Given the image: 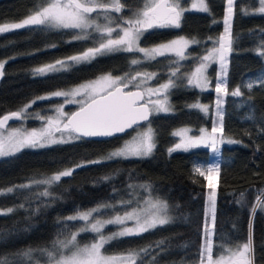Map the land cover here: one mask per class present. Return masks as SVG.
I'll return each mask as SVG.
<instances>
[{
  "label": "trees",
  "instance_id": "obj_1",
  "mask_svg": "<svg viewBox=\"0 0 264 264\" xmlns=\"http://www.w3.org/2000/svg\"><path fill=\"white\" fill-rule=\"evenodd\" d=\"M205 1L207 12L186 10L179 27H154L144 31L140 38L142 45L179 35L196 38L198 43L185 49L184 59L165 54L145 60L138 52H114L97 56L90 62L70 64L65 71L35 75V68L98 47L102 33L91 32L86 39H75L76 29L39 25L0 34V60L5 62L0 76V115L17 111L45 93L68 88L102 73L132 75L149 71L155 73L152 84L168 78L174 81L168 90L170 110L152 113L142 124H149L153 130L155 147L148 156L112 160L104 157L142 126L139 125L122 135L103 139L81 137L44 147H25L0 157V191L11 186L14 189L0 194V213H6L0 214V260L7 258L12 264H32L28 258L14 254L27 249H51L53 240L66 237L81 225L80 221H67V215L117 200L132 201L116 206L118 210L127 209L142 202L149 192L170 203L171 221L141 235L113 239L103 252L116 255L147 248L149 252L137 256L135 264L141 261L143 264L198 263L197 253L206 238L207 181L194 170V163L218 156L220 171L216 182L215 227L211 235L213 255L216 256L218 246L246 243L251 235V262L264 264V208L256 207L252 212L257 199L264 201L261 195L264 190V86L259 83L264 77V55L261 54L264 53V14L256 11L260 7L258 0H234L231 50L223 66L211 64L208 75L212 86L218 79H225L229 92L239 87L242 95L223 96L213 88L203 90L188 84L189 73L224 33L227 0ZM40 3L41 0H0V25L22 21ZM120 3L124 10L112 12L114 18L130 17L129 9L142 6V0H120ZM133 59L142 62L132 65ZM174 71L175 76L171 74ZM248 82L254 83L251 90L245 88ZM221 96L223 134L237 143H223L218 152L203 146L169 152L178 140L176 129L212 126L217 119L213 104ZM58 100L51 97L37 101L28 110L48 112ZM197 102L209 104V112L205 114L191 107ZM66 108L75 109L70 105ZM29 123L33 125L35 121ZM78 164L85 166L77 168ZM70 168L74 169L72 174L52 186L32 183ZM105 176L110 179L104 180ZM23 184L31 187H17ZM45 190L52 195L40 196ZM241 192L245 194L243 200ZM8 209L13 211L8 213ZM96 237V233L89 231L81 233L78 240L89 243ZM33 259L41 263L46 257L34 252Z\"/></svg>",
  "mask_w": 264,
  "mask_h": 264
},
{
  "label": "snow or ice",
  "instance_id": "obj_2",
  "mask_svg": "<svg viewBox=\"0 0 264 264\" xmlns=\"http://www.w3.org/2000/svg\"><path fill=\"white\" fill-rule=\"evenodd\" d=\"M260 7L256 10L258 13L264 14V0H258ZM234 0H227L226 14L223 18L224 35L219 37L218 48H213L207 56L201 59L202 63L191 73L188 84L194 87L205 89L208 86L207 77L204 71L207 67L206 61L212 60L214 57L219 59L221 65H224V58L231 50L230 26L234 14ZM193 7H197L193 4ZM199 7L207 12V5L204 0H200ZM100 10L99 13L97 10ZM124 10V5L120 0H108L107 3H100L98 0H41V3L36 6L33 14L27 16L20 22L6 23L0 25V34L7 33L11 30L23 29L25 27L49 25L55 28H71L79 29L82 33H86L88 29H93L96 32L102 33L101 41L98 47L89 48L78 55L69 56L63 60H57L55 63L46 64L42 67L33 69L35 75H47L67 70L70 64H79L82 62H90L97 56L106 55L114 52H129L143 53V59L154 60L157 56H164L166 53H175L180 59H184V50L188 47L190 41L184 37L162 43L153 48H142L139 46L140 37L144 31L154 27L165 26H180V19L185 9L180 7L179 0L171 3L170 0H142V7L139 9H129L133 18L125 20L123 16L114 18L112 12H121ZM97 13L93 18L91 14ZM103 15L105 24L97 23L100 16ZM111 25H116L112 27ZM116 33L117 38H112V34ZM106 34V35H103ZM85 35L76 36L75 39H86ZM198 43V41H191ZM264 55V53H261ZM142 61L133 59L130 61L132 65H138ZM4 61H0V76L3 75ZM178 71V69H177ZM137 72L131 76L125 83L121 77H112L110 74L100 77L97 81H91L79 85L76 88L67 91L57 90L50 93L48 96H38L29 104H25L20 110L0 115V155L8 154L9 152L18 151L23 147H44L54 143H66L63 139H55L56 133L67 132L69 140L75 134L76 139L83 137L94 136H112L116 133H122L127 128H131L138 121L148 120L150 110L147 103H140L144 100L145 94L140 91H123L128 84H133L139 88L140 84L135 83L137 76H142ZM155 75V74H152ZM173 76L176 75L174 71ZM127 76V74H126ZM259 83L264 86V77L260 78ZM103 84L105 87H100ZM122 87H113L115 85ZM172 86V80L169 79L168 84L161 86V89H167ZM254 87L253 82L245 84V88L251 90ZM161 89H156L158 94ZM149 95L153 90H147ZM215 92L223 94V96L231 95L233 97L241 96L240 88L237 87L229 92L227 81L218 79L215 85ZM104 93V94H101ZM78 95H84L89 98V102L82 103L79 111L68 115L63 112V106L56 108V118L38 117L45 120V126L41 129L21 130L19 128H10L9 121L23 120L27 118L28 109L37 101L51 99V97H65L66 102L72 103L79 101L75 100ZM223 96L218 97L215 102L216 123L208 132L205 129H200L199 137H188L184 135V131L178 132L181 136V142L176 144L174 148L169 149L172 152L176 149L187 150L197 144H206L213 151L218 152V145L224 143L223 137ZM71 99H67V98ZM99 97V98H97ZM165 96L164 101L156 100L152 102L153 110L156 112H168ZM191 107L201 110L207 114L209 106L196 103ZM228 143H237L234 140H228ZM155 147L153 141L152 129L149 127L147 131L138 133L133 141L126 142L123 147L111 152L106 159L112 160L117 158L142 157L151 154ZM101 161H89L88 163H100ZM85 165L78 164L77 168ZM74 169L59 171L51 176L41 180H33V184H43L52 186L58 183L62 177L70 176ZM195 171L203 176L208 181V188L211 190L208 193V212L211 215L212 228L205 224V240L197 253L198 264H251L250 255L252 251V239L249 235L246 243L235 244L231 247L218 246L216 256L213 255V242L211 239L212 231L215 227V199H216V184L214 178L219 174V164H213L207 167L204 171L200 167L195 168ZM104 180H109L110 177H103ZM19 188H29L30 184L17 186ZM131 187V186H130ZM14 189L9 188L7 191L12 192ZM2 194V193H0ZM40 196L48 197L52 195L45 190L39 194ZM244 193H240L241 200L244 198ZM261 195H264V190H261ZM240 201H238L239 203ZM121 204H131L132 201H120ZM144 208H133L132 211H125L123 216L116 215L108 220L97 219L94 213L98 214L101 208H114L115 205L102 204L87 212H78L76 215L66 217L67 221H84V225L77 231H69L65 239L59 238L52 241L51 249H27L21 250L14 254L19 257H26L32 264H40L39 260L33 259V253L36 252L42 257H46L44 264H135L137 256L141 253L147 254L149 249H141L139 252L129 251L127 254L106 255L102 249L113 239L121 237L141 235L149 230L155 229L158 226H164L171 221V217L167 216L168 205L165 201L149 199L144 201ZM23 207V205H20ZM256 207L264 208V201L257 199L256 205L252 208L255 212ZM13 209H8L11 213ZM39 211V209H36ZM161 213H164L163 215ZM6 214V213H0ZM127 221H133L132 227L127 226ZM109 224L120 225L121 230L105 236L102 229ZM93 232L97 237L90 242L80 246L77 237L81 233ZM186 247V246H185ZM0 264H12L7 258L0 260ZM143 264V261H141Z\"/></svg>",
  "mask_w": 264,
  "mask_h": 264
},
{
  "label": "rangeland",
  "instance_id": "obj_3",
  "mask_svg": "<svg viewBox=\"0 0 264 264\" xmlns=\"http://www.w3.org/2000/svg\"><path fill=\"white\" fill-rule=\"evenodd\" d=\"M98 2H100V3H107L108 2V0L106 1V2H103V1H101V0H98ZM170 2L171 3H175L176 2V0H170ZM199 2H200V0H179V3H180V7L181 8H183V9H185V11L186 10H197V11H203L200 7H199ZM204 3L207 5V3H206V1L204 0ZM193 4H196L197 5V7H193ZM142 7V6H141ZM141 7H139V8H141ZM139 8H137V9H139ZM208 8V7H207ZM226 9H227V7H226ZM99 9L97 10V12L99 13ZM92 15V17L93 18H95L96 17V15H97V13H93V14H91ZM133 18V16H130V17H127V18H125V20H127V19H132ZM97 23H99V24H101V25H104L106 22H105V20H104V18H103V15H101L100 16V19H98L97 20ZM47 26H49V25H47ZM112 27H116V25H111ZM77 30V34H76V36H79V35H85L86 37L89 35V33H93V32H96V31H94L93 29H88L87 31H86V33H82L79 29H76ZM224 35V33L223 34H221L219 37H221V36H223ZM180 37H184L186 40H188V41H190V43H189V45H191V44H194V43H192L191 41H197V39L196 38H191V37H186V36H183V35H179V36H175V37H172V38H170V39H167V40H164V41H161V42H158V43H154V44H151V45H142L141 43H140V40H139V46L140 47H142V48H153V47H156V46H158V45H160V44H162V43H167V42H169V41H172V40H175V39H179ZM219 37H217L215 40L217 41V44L215 45V46H213L211 49H209L204 55H203V57L204 56H207L208 54H209V52L213 49V48H218L219 47V43H218V40H219ZM112 38H117L116 37V33L114 32L113 34H112ZM141 38V37H140ZM188 45V46H189ZM142 54V56H143V53H141ZM166 54H174V55H176L175 53H166ZM227 55H228V53L226 54V56H225V58H224V61L226 62V58H227ZM184 56H185V50H184ZM179 58V57H178ZM180 59V58H179ZM0 61H3V60H0ZM225 62H224V64H225ZM202 63V61L200 60V62L198 63V65H196L194 68H193V70L189 73V76H188V78L190 77V75H191V73L192 72H194L195 71V69L197 68V67H199L200 66V64ZM204 63H206L207 64V67H206V69H205V71H204V75L207 77V80H208V86L205 88V89H203V90H207V89H215V85H216V83H215V85L214 86H212L211 85V83H210V79H209V75H208V69H209V67L211 66V64H213V63H217L219 66H222L221 65V62H220V60L219 59H217V58H213L212 60H210V61H206V62H204ZM137 73V72H136ZM136 73H134V74H132V75H127L126 76V74H110V73H102V74H100L99 76H97V77H95V78H93V79H89V80H86V81H84V82H81V83H79V84H76V85H73V86H70V87H68V88H65V89H58V90H64V91H67V90H69V89H72V88H76V87H78L79 85H81V84H84V83H87V82H91V81H97V80H99L100 79V77H102V76H106V75H111L112 77H121V78H123V80H124V82L126 83L127 82V80L128 79H130L131 78V76H133V75H135ZM139 73H141V74H145V75H142V76H137V78H136V81H135V83H139L140 84V88L143 90V92H144V94H145V96H144V100L146 101V102H148V104H149V106H150V109H151V112L152 113H158V112H156V111H154L153 110V107H152V102H154V101H156V100H161V101H164V99H165V96L167 97V99H166V106L169 108V110H170V108H171V105H170V101H169V96H168V90H169V88L171 87H168L166 90L165 89H161V86L162 85H164V84H168L169 83V79L170 78H168V80H166V81H163V82H161V83H159V84H152L151 83V81H152V79L154 78V76L155 75H152V74H155V73H152V72H149V71H143V72H139ZM173 72H171V74H172ZM174 83V81L172 80V84ZM100 87L102 88V87H105L103 84H101L100 85ZM130 87H134L133 86V84H128L127 85V87L126 88H130ZM199 88V87H198ZM148 89H152L153 90V92H152V94L151 95H149V93H148ZM156 89H161L160 90V92L157 94L156 92H155V90ZM201 89V88H200ZM55 91H57V90H55ZM52 92H54V91H52ZM52 92H49V93H45V94H43V95H41V96H48L50 93H52ZM59 100V102H57L56 104H54L51 108H50V110L47 112V111H44V112H39V111H35V110H33V111H29L28 110V115H27V118H25V119H23V120H15V121H13L14 123H12V122H10V123H8V125H9V127L10 128H19V129H21V130H32V129H37V130H39V129H41L43 126H45V120L44 119H39L38 117H45V118H48V117H51V118H56V116H57V113H56V108L58 107V106H63V112L64 113H66V114H70L71 113V110H69L68 108H66V105H70L71 107H79V106H81V104L82 103H85V102H87L88 100H89V98L87 97V96H84V95H78V96H76L75 97V100L76 101H79V103H77V102H72V103H68V102H66V98L65 97H57ZM67 99H71L70 97L69 98H67ZM31 102V101H30ZM30 102H28L27 104H29ZM216 102V101H215ZM197 103H200V104H205V105H208L209 106V104H207V103H202V102H197ZM213 109L215 110V103L213 104ZM23 107V106H22ZM21 107V108H22ZM20 108V109H21ZM20 109H18V110H20ZM17 110V111H18ZM35 121V124H31L30 125V123H29V121ZM215 123H216V120L213 122V124H212V126L211 127H209V128H207V127H205V126H201L200 128H198L197 130H195V129H193L192 127H189V126H184V127H180V128H178V129H176L175 130V135L177 136V138H178V140H177V143L176 144H178V143H180L181 142V139H182V137L181 136H179V135H177V133L178 132H181L182 130H186V131H184V135H186V136H188V137H199L200 135H201V132H200V129H205L206 131H208V132H210L211 131V128L215 125ZM151 128V126L149 125V124H145V125H142V126H140V127H138V128H136L126 139H124L123 141H122V143H121V145L120 146H118V147H116V148H114L113 150H111L110 152H108L106 155H104V157H107L111 152H113V151H115V150H117V149H119V148H121V147H123L124 146V144L126 143V142H131V141H133V138L134 137H136L137 136V134L138 133H142V132H145V131H147V129L148 128ZM152 129V128H151ZM152 132H153V130H152ZM223 137H224V143H228L227 141L228 140H234L233 138H231V137H229V136H227V135H225V134H223ZM55 139H57V140H60V139H63V140H65V141H69V134L67 133V132H62V133H56L55 134V137H54ZM73 139H75V134H73L72 135V138L70 139V140H73ZM223 144V143H222ZM221 145V144H220ZM220 145H218V148H219V146ZM197 146H203V147H208V148H210V149H212L210 146H208V145H206V144H197V145H195V146H193V147H197ZM26 147H28V146H26ZM193 147H190V148H193ZM23 148H25V147H23ZM22 149V148H21ZM189 149V148H188ZM20 150V149H19ZM14 152H16V151H14ZM14 152H9L8 154H5V155H0V157H2V156H6V155H9V154H12V153H14ZM213 164H219V159H218V156H216V157H214V158H212V159H210V160H208V161H197V162H195L194 163V170H195V168H197V167H200L202 170H204V171H206L207 170V167L208 166H210V165H213ZM206 179V178H205ZM207 181V180H206ZM215 184H216V182H217V176L214 178V181H213ZM207 184H208V181H207ZM10 188H13L12 186L10 187ZM9 189V188H8ZM7 189V190H8ZM7 190H2V191H0V193L1 192H6ZM209 191H211L209 188H208V186H207V192H206V196H205V218H206V221H205V224H207L208 225V227L209 228H211V226H212V221H211V215H210V213L208 212V199H207V197H208V193H209ZM149 199H152L153 201H155V200H161V201H165L166 203H167V205H168V209H167V216H169V217H172V213H171V211H170V203L166 200V199H164V198H161V197H156V196H154L153 194H151V193H149L148 192V194L145 196V198H144V200H142V202H140L139 204H137V205H134V206H131V207H129V208H127V209H122V210H118V209H116V206L118 205V204H121L120 203V201L121 200H117V201H114V202H102V203H99V204H96V205H94V206H92V207H90V208H87V209H84V210H81V211H78V212H87V211H89V210H91V209H94V208H96V207H98L99 205H102V204H110V205H115V207L114 208H101L100 209V212L98 213V214H96V213H94V215H95V217L97 218V219H100V220H108V219H111V218H113V217H115L116 215H120V216H123V214H124V212L125 211H132L133 210V208H137V207H139V208H144L146 205L144 204V201H147V200H149ZM78 212H74V213H71V214H69V215H67V217H69V216H73V215H76ZM162 215L164 214V213H161ZM81 222V225H80V227H82L83 225H84V221H80ZM127 223V226H129V227H132L133 226V224H134V222L133 221H127L126 222ZM109 226H113V228H107V227H109ZM80 227H78L76 230H74L73 232H75V231H77ZM121 227L122 226H120V225H115V224H109V225H106L103 229H102V231H103V233H104V235L105 236H108V235H110V234H112V233H114V232H117V231H119V230H121ZM61 240H63V239H65V237H62V238H60ZM77 240H78V237H77ZM78 242H79V240H78ZM90 243V242H89ZM89 243H80L79 242V244H80V246H83V245H85V244H89ZM228 247H231V246H228ZM102 252H103V250H102ZM105 253V252H104ZM106 255H110V254H107V253H105ZM215 257V256H214ZM250 260L252 261V257H251V255H250ZM40 264H44V261L43 262H41ZM193 264H198V263H193ZM251 264H252V262H251Z\"/></svg>",
  "mask_w": 264,
  "mask_h": 264
},
{
  "label": "water",
  "instance_id": "obj_4",
  "mask_svg": "<svg viewBox=\"0 0 264 264\" xmlns=\"http://www.w3.org/2000/svg\"><path fill=\"white\" fill-rule=\"evenodd\" d=\"M115 87H122V85H120V84L115 85V86L113 87L112 90H114ZM123 91H125V92H127V91H140V92H143V90H142L140 87H139V88H137V87H130V88H126V87H124V88H123ZM143 93H144V92H143ZM101 94H104V93H101ZM97 98H99V97H97ZM87 102H89V100H88ZM87 102H85V103H87ZM140 103H147V104H148V102H146L145 100H142ZM80 107H81V106L76 107L75 109H73L69 115H71L73 112L79 111ZM148 107H149V110H150V114H149V117H148V120H149L150 117H151V115H152V112H151V109H150L149 104H148ZM10 112H14V111H10ZM10 112L4 113V114H8V113H10ZM4 114H3V115H4ZM148 120L138 121L137 124H134L131 128H127L124 132H122V133H116V134H114V135H112V136H115V135H122V134L126 133L127 131L131 130L132 128H134V127H136V126H139V125H142L144 122H146V121H148ZM13 121H15V120L9 121L8 123L13 122ZM82 137H83V136H82ZM108 137H111V136H94V137H83V138H87V139H103V138H108Z\"/></svg>",
  "mask_w": 264,
  "mask_h": 264
}]
</instances>
